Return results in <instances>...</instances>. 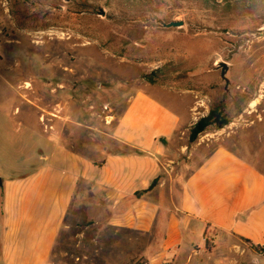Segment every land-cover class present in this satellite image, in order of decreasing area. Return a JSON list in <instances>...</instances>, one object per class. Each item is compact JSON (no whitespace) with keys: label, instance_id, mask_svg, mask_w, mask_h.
Returning a JSON list of instances; mask_svg holds the SVG:
<instances>
[{"label":"rangeland","instance_id":"rangeland-1","mask_svg":"<svg viewBox=\"0 0 264 264\" xmlns=\"http://www.w3.org/2000/svg\"><path fill=\"white\" fill-rule=\"evenodd\" d=\"M173 21L182 25L163 27ZM150 86L178 99L193 124L186 141L217 133L231 145L241 131L264 172V0H0V179L33 167L46 141L96 162L123 150L118 117ZM251 100L257 113L240 115ZM219 105L230 123L193 133ZM82 207L66 217L53 263L144 264L142 235L93 225ZM251 252L227 237L206 243L203 262L259 264Z\"/></svg>","mask_w":264,"mask_h":264},{"label":"crops","instance_id":"crops-1","mask_svg":"<svg viewBox=\"0 0 264 264\" xmlns=\"http://www.w3.org/2000/svg\"><path fill=\"white\" fill-rule=\"evenodd\" d=\"M169 92L138 90L118 117L115 140L136 152L96 162L46 141L33 167L2 180L0 264H55L59 233L78 202L93 225L142 235L144 264H205L204 237L264 245V172L233 135L241 131L231 145L217 133L186 141L193 124ZM259 104L240 115L252 116Z\"/></svg>","mask_w":264,"mask_h":264},{"label":"trees","instance_id":"trees-1","mask_svg":"<svg viewBox=\"0 0 264 264\" xmlns=\"http://www.w3.org/2000/svg\"><path fill=\"white\" fill-rule=\"evenodd\" d=\"M229 123L230 121L226 119L224 115L223 107L219 105L216 109L210 110L209 114L206 117H203L200 120V122L195 125V129H193V133H201L207 130L209 126H213V125H215L216 128L219 130L227 126ZM134 152L136 151L131 148H128L127 146H123V150L120 149L116 153H134ZM250 248L254 252L264 256V245L256 246V245L250 244Z\"/></svg>","mask_w":264,"mask_h":264},{"label":"water","instance_id":"water-1","mask_svg":"<svg viewBox=\"0 0 264 264\" xmlns=\"http://www.w3.org/2000/svg\"><path fill=\"white\" fill-rule=\"evenodd\" d=\"M180 25H182L181 22H175V21H173V22H169V23H164L163 24V27H165V28H171V27H177V26H180ZM219 66L221 67V70H222L221 71V75L224 76L225 73H226V71H227V69H228L227 64L226 63H220ZM0 186H2V180L1 179H0Z\"/></svg>","mask_w":264,"mask_h":264},{"label":"bare ground","instance_id":"bare-ground-1","mask_svg":"<svg viewBox=\"0 0 264 264\" xmlns=\"http://www.w3.org/2000/svg\"><path fill=\"white\" fill-rule=\"evenodd\" d=\"M68 39H69V38H68ZM27 87H30V84H29V83H26V88H27ZM256 105H257V101L254 100V101L251 102V105H250V106H251V107H255Z\"/></svg>","mask_w":264,"mask_h":264},{"label":"built area","instance_id":"built-area-1","mask_svg":"<svg viewBox=\"0 0 264 264\" xmlns=\"http://www.w3.org/2000/svg\"><path fill=\"white\" fill-rule=\"evenodd\" d=\"M204 241L207 243L210 242L211 240L208 237H204Z\"/></svg>","mask_w":264,"mask_h":264}]
</instances>
